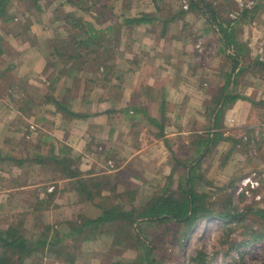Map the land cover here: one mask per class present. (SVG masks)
Here are the masks:
<instances>
[{"label": "crops", "instance_id": "crops-1", "mask_svg": "<svg viewBox=\"0 0 264 264\" xmlns=\"http://www.w3.org/2000/svg\"><path fill=\"white\" fill-rule=\"evenodd\" d=\"M122 1L132 11L138 7V11L123 13L120 18L124 24L121 20L120 26L113 24L129 39L120 47L124 56L109 65L113 72L108 75L102 70L100 73L88 69L77 71L76 66L65 64L63 70L51 76L50 67L47 68L51 49L45 47L51 43L47 40V29L35 31L31 27L30 30L42 50L28 42L31 49L20 52L26 42L13 37L18 42L13 47L19 50H16L18 54L13 51L14 56L19 55L15 62H19L11 68L0 64V73L7 69L15 78L8 85L0 79V152L3 156L15 157L11 151L17 145H36L48 133L72 151L84 181L91 183L113 177L112 182L114 178L136 182L142 179V170L136 169L137 164L144 165L145 172L153 170L157 175L168 177L172 165L186 158L195 167L202 157L200 142L210 136L213 139L216 131H224L225 137H234V134L240 137L244 133L252 136V131L264 126L261 122L264 120V62L257 56L258 44L264 38L261 6L243 13L235 22L229 18L235 4L231 0L233 5L228 0H216L214 21L220 23V33L218 29L216 33L208 15L201 11L183 13L184 0H164L160 13L155 9L154 0ZM143 17L147 23L131 25V20ZM59 36L62 35L56 33L54 37ZM53 39L57 40L52 38V43ZM201 40L202 49H198ZM235 53L240 55L241 64L233 73L234 58L230 54ZM240 70L242 73L234 87ZM228 84L225 97L236 89L241 99L220 113L225 99L218 106L217 103ZM29 87L33 88L32 93L28 92ZM27 122L33 123L34 129ZM31 130L37 138L29 140ZM217 149L224 160L230 154L229 166L239 151L238 146L226 143L218 144ZM24 151L22 158L27 156V150ZM180 151L186 153L181 155ZM261 152L264 154V144ZM111 161L113 170L108 165ZM36 167L32 169L35 171ZM30 169L29 165L22 169L9 161L0 162V179L4 182L0 195L7 199L0 210L21 212L27 208L32 211L23 197L30 190L36 191L39 179H35L34 171L29 173ZM230 169L225 168L226 172ZM57 182L52 193L47 188L45 194L39 190L36 196L43 201L47 195L55 194L49 209L59 212V217L64 215L59 222L72 221L69 225L81 229L101 217L96 215L103 213L99 197L90 200L85 191L80 195L72 179L58 177Z\"/></svg>", "mask_w": 264, "mask_h": 264}, {"label": "rangeland", "instance_id": "rangeland-1", "mask_svg": "<svg viewBox=\"0 0 264 264\" xmlns=\"http://www.w3.org/2000/svg\"><path fill=\"white\" fill-rule=\"evenodd\" d=\"M154 1L157 12H162L164 0ZM105 2L107 7L103 11L107 14L108 20L105 25H98L97 29L99 30L107 29V26L113 24H118L120 26L118 22H120V20L123 22L120 16L123 15V13L126 14L132 11L130 7L128 8L127 5L123 4L122 0H105ZM93 4L94 3L90 1L88 7L90 8ZM37 6L38 7L33 5L32 0H10L8 16L14 17L15 20L9 24H3V20L0 17V36L11 48V51L8 52L6 56L0 58V63L1 61L2 63L4 62L3 66H5V68H11L19 62H15V58L19 55L14 56L13 53V51H19L16 47H13V45H17L18 43L13 37L19 32H25L27 28H30L31 30V27H34L35 31L44 28L47 29V34L49 36L47 37V40H50L52 43L51 39L57 38L59 40L53 39V41L61 46L59 37L65 38V36H67L64 32L65 22L64 20H58L56 18L62 16L63 12L74 14L79 18L93 22L94 24L95 17H97L96 12H90L88 14L82 10L83 8L79 6L75 8L67 4L65 0H56L52 2L50 0H38ZM171 7L173 10L175 9L174 5ZM56 9L61 10L60 12L62 13L56 14ZM137 11L138 7H135V10L132 12ZM55 19L58 22H55ZM222 26L221 30H224ZM213 29L218 33L215 27H213ZM120 32L121 31L118 28L104 42L107 46L116 50V52L114 51L113 53L114 57L110 59L109 65L124 56L122 51H120V47H122L124 42H127L129 37L125 38ZM32 33L27 34L33 38L35 36H33ZM56 33L58 35L61 34L62 36L54 37ZM117 34L119 35L117 36ZM118 38H120V42L117 41ZM24 45L25 47L20 48V52L26 53L27 49L31 48L28 42ZM52 52L53 50L51 48L49 53L52 54ZM53 61H55L56 64L49 68L51 76L57 70H63V67L67 64L64 62L65 59L63 58H55ZM72 64L73 61H70L67 65L72 66ZM112 72L113 70L110 69L108 74H111ZM10 74L12 73L10 72ZM93 75V77H97V74ZM29 91L32 93L33 88L29 87L28 92ZM261 122L264 123V120ZM27 124H29V127L33 126V123L31 124L27 122ZM260 126L263 125L261 124ZM26 127L27 126L23 127L24 130ZM259 129L264 131V126ZM49 131H51V129H49ZM222 133H224V131H222ZM29 134V140L36 137L32 134V130ZM47 136H49L50 140L40 144L41 150L36 154H41L46 157L50 155L51 149H55V154L58 155L63 149L66 150L68 148L63 144L64 142L55 139L48 133L41 138ZM233 136L234 137H230L229 135V137H225L224 134L225 138L242 140L240 145H243H238V154L233 155L230 166V154L227 156V160H224V155L222 156L220 153H217L219 149L212 150L210 148L213 147V145L210 146L209 144L207 150H204L203 148L202 157L198 159V164L202 165L200 174L202 173L203 177L199 181H196V189L198 193L205 195V202L209 208H215L217 212L231 211L237 214L238 217L231 219L230 221L209 216L198 221L193 227L187 229L178 226L174 221H164L159 223V221L155 220L150 224L148 223L149 220L141 218L138 219L135 224L131 225L125 220H118L116 221V224H106L112 229L109 227H103L100 230L101 234H99L100 232H97V238L93 241L84 242V238L80 237L79 239L76 232H74L73 228H75V226L69 225L72 221L59 222L60 219H64V215L59 217V212H51L52 210L49 209L47 210L48 212L43 211L34 214V212H30L25 208V210L21 212L14 210L6 212L0 210V229L5 230L8 228V223L11 222L12 216L24 213L23 215L26 216L24 219L27 221L25 232L30 240L36 236H41L45 232L47 225H50L48 226L51 229L49 231V236L53 241L58 237L62 238L63 244L54 247L56 252L61 250V253H55L54 250V252H49L45 249L43 253L36 252L34 257L28 258L26 264H138L146 258L147 247L152 252V258L155 260V264H191L192 259L197 257L199 251H203L209 257L210 264H264V239L249 243V240L253 238V234H258L259 232L264 234V218L256 213V210H264V200L262 204H250L237 195L239 181L248 176L252 171L264 169V164L261 162V159L259 160V150L256 145V139H254V141L249 140V134L246 133L242 134L240 137H237L235 134ZM245 136L248 137V140L246 141L244 139ZM249 141H251L250 145H248ZM260 141L263 146L264 143L262 144V142H264V135ZM17 143L18 140H15V144ZM220 143L234 145V142L231 140H222ZM244 144L248 145L247 149L244 148ZM34 146L35 145L32 143H28V145L21 143V145H17L15 150L11 151V154H14L16 158L25 159L22 158L25 154L24 149L27 150V155L29 153L35 154L33 151ZM68 150L71 153L68 154V156L73 160H76L72 157V151L69 148ZM180 153L182 155V153H186V151H180ZM247 155L250 157H246ZM239 157H243L241 161H239ZM182 161L183 163L180 165L171 164L173 169L168 177H165L166 174L157 175L150 166H148V168H151L152 172H145L143 170L145 166L140 164L136 165V169L140 168L142 170V179H138L136 182H130L125 179H120L121 181L118 179V181H115V178L112 182L113 177H110L111 181L109 187L116 186V189L114 192L111 190L104 191V196L108 198L104 208L109 209L112 208V206H118L121 213V215L119 214L120 216L124 213L128 214L131 212L139 214L147 208L149 204L154 203L156 199L163 195L167 196L168 193L179 195L181 193V188H188L186 186H188V179L190 177L189 172H191L192 169V165L190 168H185V166L191 164L188 162V158ZM259 162L261 163L259 164ZM10 163H14V165L18 167L15 162ZM26 165L30 166L31 169L29 173H31L34 171L32 168L36 164L34 165V163L29 162L25 163L23 167ZM108 165L111 170L114 169V167H110V162ZM226 167L231 169L226 172ZM54 168L55 166H53L51 162H49L45 168L41 166L36 167L34 177H36V180L39 179V182L35 181L39 187L35 189L36 191L30 190L25 193L23 197L24 203L29 204L25 201L35 202V197L37 193H39V190L40 192H43V194H45L44 190L47 188L52 192L54 191V186L59 184L57 182L59 176L54 173ZM137 175L140 176V173H137ZM156 176L159 180H157ZM142 180H144V183ZM232 181H234V185L231 186ZM3 184L4 182L0 179V187L3 186ZM144 184H146V186H143ZM175 197L177 199L180 198L179 196ZM43 200H45V197ZM227 200L230 201V204L227 203ZM6 201L7 199L5 195L3 197L0 195V205L4 206L7 203ZM18 204H21V202ZM96 215H102V212L100 211ZM47 222H53L54 224ZM116 225L117 227H120V229L122 228L118 237L115 236L116 232L114 231V226L116 227ZM117 230H119V228H117ZM137 230L142 232V234L140 233V239L136 236V233L138 232ZM111 233H113V235H111ZM185 234L187 238L182 239V245H179L177 243V238L180 237L179 235L185 236ZM114 240L116 241V244H114ZM235 243L239 246L232 249ZM74 256L76 257V260L71 262L69 257L72 258Z\"/></svg>", "mask_w": 264, "mask_h": 264}, {"label": "trees", "instance_id": "trees-1", "mask_svg": "<svg viewBox=\"0 0 264 264\" xmlns=\"http://www.w3.org/2000/svg\"><path fill=\"white\" fill-rule=\"evenodd\" d=\"M32 1L33 5H36V7H38V0ZM50 1L52 2L56 0ZM90 1L94 4L89 8L88 4ZM65 2L75 8L78 6L83 8L82 10L88 14L90 12H96L97 17H95L94 24L93 22H89L87 20H84L83 18L75 16L74 14H67L65 12L62 13L60 12L61 10L56 9V14L62 13V16L58 17L57 19L64 20V30L66 31L67 36H65V38L62 40L60 39L61 46H59L55 41L45 46L50 49L52 48L53 50L52 54H49V58L47 60V68L55 66L56 63L55 61H53V59L63 58L65 59L64 62H66L67 64L70 61H73L72 65L77 67V71H83L88 69L90 71H93L94 73H100V70H104L103 74L107 73L108 75L110 69L113 70L109 67V63L110 59L114 57V48L107 46L104 42L118 28H114L113 25H110L105 31L97 29L98 25H103L104 23H107L108 20L107 14L105 13V11H103L107 7L105 0H65ZM189 2V11H201L202 14L206 16L208 15L211 22L210 25L218 29L220 33V23L218 24L214 21L216 15V11H214V3L211 0H189ZM228 2L232 4L229 0ZM9 3L10 0H0V17L3 20V24L12 23L15 20L14 17L8 16ZM181 10L184 14L189 12L184 11L182 8ZM145 18L143 17L141 19H134L131 20L130 23L131 25H140L147 23L148 21ZM27 33H30V28H27L25 32H19L14 37L20 42H29L33 47H37L39 50H42L39 44L37 43V38H32ZM118 35L119 34H117V36ZM119 40L120 38L117 39L118 42H120ZM10 51L11 48L8 46L5 40L3 41V38L0 36V57ZM230 55L232 56V58H234V68L232 70V72L234 73V71H236L239 65L241 64L240 55L237 53ZM0 64H4V62L2 63L1 61ZM241 73L242 72L240 70L236 74L234 87H236V79L238 76H240ZM0 77L3 83L7 82V85L10 81H13V79H15L14 76L10 74V71L7 69L0 73ZM229 84L223 90L221 99L218 100L217 103L218 106L222 99H225L223 108L220 113H222L224 109L228 107L229 104H233L239 99H241L236 89H233V91H231L225 97L224 93L228 89ZM7 85H5V88L7 87ZM253 104H255L254 101ZM220 113L216 119V126L220 118ZM254 132L255 131H252V135L254 134ZM263 135L264 134L262 132L259 137V140L256 139V145L258 146L259 150V160L261 159L264 162V154L261 152L262 145L260 143V140L262 139ZM254 139L255 138L249 134V140L254 141ZM49 140V136L41 138L38 144L35 145L33 148L35 154L29 153L25 159L6 157L3 156V154L0 152V162H15L18 167H23L25 163L31 162L34 163V165L36 164L37 166H41L44 168L49 162H51V164L55 166L54 173L58 174L60 178L74 180L73 183L77 186L80 195L83 193V191H85V196L90 200H95L97 197H99V206L103 210L101 217L95 221L86 223L81 227V229L73 228L74 232H76V234L78 235L77 237L79 239L80 237L84 238V242L93 241L95 238H97V232L99 233L103 227L108 228L109 226L107 225H111L112 223L116 224V221L118 220H125L131 225L135 224V222L141 218L149 220L148 223L150 224L155 220L159 221V223L164 221H174L175 224H177L178 226H182L183 228L188 229L193 227L198 221L203 220L209 216L227 221L238 217L237 214L231 211L217 212L215 208H209L207 206L205 202V195L198 193L196 189V181H199L203 177V174H200V169L202 167L201 164H197L195 167H192L191 172H189L190 177L188 179V186H186L188 188H181V193L179 195L168 193L167 196L163 195L162 197L156 199L154 203L149 204V206L139 214L131 212L128 214L124 213L122 214V216H120L121 213L118 206H112V208L109 209L104 208L105 203L108 200V198L103 195L104 191L111 190L114 192L116 189V186L109 187L111 181L110 177H103L102 179H100V181L91 183L84 181L83 178H81L78 162L70 158V156H68V154L70 153L65 149H63L58 155L55 154V149H51L50 155L46 157L41 154H36L37 152H39V150H41L40 144L45 143ZM222 140H231L232 142H234V146H238L240 145V143H242V140L225 138L224 133H222L221 131L215 133V138L211 139L210 136L208 137V139H203L200 143H202L204 150L211 143H213V149H215L216 146ZM251 141L248 142V145L251 144ZM248 145L244 144V148L247 149ZM242 152L244 153L243 150ZM182 163L183 161L179 162L178 164L180 165ZM191 165L192 163L189 166H185V168H190ZM116 180L118 181V179H115V181ZM232 185H234V181L231 182V186ZM54 196L55 194L47 195L46 199L43 201H39L38 197L36 196L35 202L25 201L29 203L25 204L30 206L29 208L32 209V211L30 212H34V214L43 211L45 212L49 209V206L53 204L50 203L51 201H53ZM175 196H179L180 198L177 199ZM227 201V203L230 204V201ZM256 213L259 214L262 218H264V210H256ZM23 214L24 213L15 214V216H12L11 222L8 223V228H6L5 230L0 229V264H26L27 259L30 257H34V254L36 252L43 253L45 249L51 252L54 250V247L63 244L62 238L58 237L55 241L50 238L49 231L51 229L48 227L50 225H47L45 232L41 236H36L35 238H31L30 240L25 232V226L27 224V221L24 219L26 216ZM109 228L112 229L111 227ZM117 228H119V230H117ZM121 229L120 227H117V225L116 227L114 226V231L116 232L115 236L118 237V234L121 233ZM137 231L138 232L136 233V236L138 239H140V233L142 234V232L140 230ZM99 234H101V232ZM111 235H113V233H111ZM183 235H179L180 237L177 238V243L179 245H182V239L187 238L186 234L185 236ZM261 239H264V234H261L259 232L258 234H253V238L249 240V243ZM114 244H116V241L114 242ZM238 246L239 245L235 243L232 249L237 248ZM58 252L61 253V250H58ZM58 252L55 251V253ZM69 260L73 262L76 260V257H69ZM138 264H155V260L152 258V252L148 247L146 248V258H144ZM191 264H210V259L203 251H199L197 257L192 259Z\"/></svg>", "mask_w": 264, "mask_h": 264}, {"label": "built area", "instance_id": "built-area-1", "mask_svg": "<svg viewBox=\"0 0 264 264\" xmlns=\"http://www.w3.org/2000/svg\"><path fill=\"white\" fill-rule=\"evenodd\" d=\"M216 0H212L215 3ZM236 8L235 11L230 12L229 18L232 21H239L243 13L254 10L257 6H261L264 10V0H231ZM216 5V4H215ZM182 8L185 11H189L190 2L184 0L182 2ZM203 41H199L198 49H202ZM257 56L259 60L264 62V38L259 42L257 47ZM34 129V127H32ZM260 129H256L252 135L255 139H259L261 133ZM245 141L248 137H244ZM110 167L113 168L114 165L110 162ZM49 192H52L49 190ZM264 169L252 171L248 176L244 177L239 181L237 195L243 198L250 204H262L264 200Z\"/></svg>", "mask_w": 264, "mask_h": 264}]
</instances>
